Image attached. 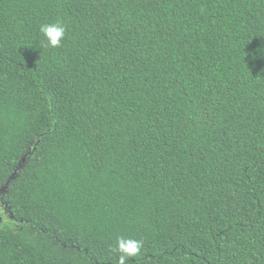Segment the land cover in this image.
I'll use <instances>...</instances> for the list:
<instances>
[{
    "label": "trees",
    "instance_id": "1",
    "mask_svg": "<svg viewBox=\"0 0 264 264\" xmlns=\"http://www.w3.org/2000/svg\"><path fill=\"white\" fill-rule=\"evenodd\" d=\"M118 236L264 264V0H0V264H117Z\"/></svg>",
    "mask_w": 264,
    "mask_h": 264
},
{
    "label": "clouds",
    "instance_id": "2",
    "mask_svg": "<svg viewBox=\"0 0 264 264\" xmlns=\"http://www.w3.org/2000/svg\"><path fill=\"white\" fill-rule=\"evenodd\" d=\"M39 31L42 34L43 42H46V47L59 48L62 46L66 27L61 21L43 24ZM142 247L143 241L141 239L118 236L112 251L119 253L117 264H126L130 258H136L140 255Z\"/></svg>",
    "mask_w": 264,
    "mask_h": 264
}]
</instances>
